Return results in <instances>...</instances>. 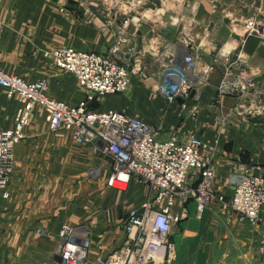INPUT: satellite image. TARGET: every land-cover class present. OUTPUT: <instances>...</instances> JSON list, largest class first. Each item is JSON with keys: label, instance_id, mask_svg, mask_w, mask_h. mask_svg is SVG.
Returning <instances> with one entry per match:
<instances>
[{"label": "built area", "instance_id": "obj_1", "mask_svg": "<svg viewBox=\"0 0 264 264\" xmlns=\"http://www.w3.org/2000/svg\"><path fill=\"white\" fill-rule=\"evenodd\" d=\"M159 1L160 6L155 10L164 5ZM138 4L144 5L139 1ZM198 4L194 7L193 29L188 32L177 29L173 41L164 37L160 38L161 43L155 41L154 29L131 31L139 20L137 13L128 18L126 14L105 13L98 7L97 12L115 26L105 51H79L72 47L45 51L52 65L70 75L83 92L84 100L78 105L50 96L47 79L27 81L0 67V86L19 103L13 127L0 129L2 198L7 197L14 150L24 139L37 107L42 109L51 130L67 131L74 144L89 147L91 152L108 159V186L126 190L132 183L143 184L151 192L148 198L127 210L122 224L123 243L107 257L99 249L91 260L88 229L82 224L64 223L54 250L60 264H171L176 254L171 234L187 218L190 202L194 203L196 219L201 218L209 204L217 203L223 212L233 214L257 230L259 248L264 251V175L256 174L254 166L240 162L234 165L233 192L226 196L214 187L212 157L203 152L213 150L210 144L193 134L180 140L176 131L162 139L164 127L160 123L122 111H99L92 107L107 95L125 93L136 76L151 80V89L168 105L178 102L181 116H193L202 109V92L209 85L212 73L219 71L215 97L219 101L222 96L234 100L219 117V130L256 125V118L264 115V103L260 99L264 96V80L260 77L261 66L253 63V54L243 51V44L248 36H256L264 43L263 11L256 8L252 17L227 14L233 16L232 21L224 15L233 25L229 26L226 43L215 51L217 44L213 39L203 45L199 34L194 32ZM166 12L167 9L162 15ZM83 16L89 23L99 20L89 9L84 10ZM139 37H146L148 43L139 42ZM153 44L159 46L160 53H154L158 49H153ZM226 44L231 47L225 49ZM101 174V169L95 168L89 177L96 179ZM192 176L193 179L196 176L194 183L190 180Z\"/></svg>", "mask_w": 264, "mask_h": 264}, {"label": "crops", "instance_id": "obj_2", "mask_svg": "<svg viewBox=\"0 0 264 264\" xmlns=\"http://www.w3.org/2000/svg\"><path fill=\"white\" fill-rule=\"evenodd\" d=\"M238 1L228 0L230 14L248 16L249 9L245 11ZM252 1L264 15V0ZM217 6L221 9L219 2ZM238 6L243 13L237 12ZM213 11L209 2L198 4L194 32L202 43L213 39L222 44L230 35L229 29L211 28ZM75 14L71 9L62 11L60 2L50 0H2L0 67L27 81L47 79L50 96L78 105L84 100L83 92L70 75L52 65L45 51L72 47L103 52L115 26L110 21L89 23ZM243 51L253 54L252 61L261 66L260 77L264 80V43L248 36ZM219 80L220 72H213L201 96L202 109L193 116H181L178 102L168 105L151 89V80L136 76L124 94L105 96L96 109L122 111L160 123L164 127L162 139L176 131L180 140L193 134L210 144L213 150L203 152L212 157L214 187L230 196L236 163L254 166L256 174L264 175V116L256 118V125L219 130L218 118L234 101L229 96H222L220 101L215 97ZM18 106L17 100L8 97L0 86V129L13 127ZM31 123L15 148L7 197L0 196V264H60L54 250L64 223L82 224L88 229L91 260L99 249L107 257L123 243L122 224L127 210L150 196L149 187L132 183L126 190H117L108 186V159L89 147L74 144L67 131L51 130L39 107ZM95 168H100L102 174L93 179L89 172ZM190 180L194 183L196 176ZM187 209V218L171 234L176 244L171 264H264V251L250 226L223 212L217 203L209 204L200 219L194 216L193 202Z\"/></svg>", "mask_w": 264, "mask_h": 264}, {"label": "rangeland", "instance_id": "obj_3", "mask_svg": "<svg viewBox=\"0 0 264 264\" xmlns=\"http://www.w3.org/2000/svg\"><path fill=\"white\" fill-rule=\"evenodd\" d=\"M138 1L142 2V4L144 5L142 6L139 5ZM161 1H163L164 5H162V7L159 10H155L156 6L155 4H153L151 0H58L61 6H63L65 9H71L72 12H76L77 14H75V16H80L82 20H85L83 16L84 10L89 9L91 11V9L89 8V5H94L96 9H98L99 7L100 11H104L105 13H109L111 15L126 14L128 18L136 15L135 13H137L136 17L139 19L137 20V25L136 26L133 25L130 28V30L134 32L137 29L143 32H147L149 29H154L155 33L153 34V38L155 37V41L159 43H161L160 41L161 37H164L167 41H170V40L173 41L172 38L174 36V33L177 31V29L181 28V30H183L184 32H188V30L191 31L193 29V13L195 12L194 7H196L197 3L209 2L213 6L214 4L216 5L219 2L221 9L218 8V6L216 5L215 13H214L215 20L211 19L212 20L211 28L217 30L218 28L224 29L225 27H228L229 29L230 24L233 25V23H231V21L233 20L232 18L233 16L227 15V14H230V11H231L228 0H161ZM238 2L240 3L241 7H245L244 9L245 11L249 9V12H250L249 17H252L251 15L256 11V8L260 7L256 5L257 4L256 1L253 2L252 0H239ZM239 6L236 8L237 12L240 11V13H243L244 10H242V8H240ZM166 9L168 10V12L175 15L176 19L175 21H172V23L168 25L171 28L170 33L167 35H163L159 30L167 27L166 26L167 24L165 23L166 19L163 18V15H162V13H165ZM220 10H222V12H220ZM218 14L227 15L231 21H229L228 19L223 20L224 16L221 15L220 17ZM249 22H252V21H249ZM235 23H238V22H235ZM241 24L244 25L245 22L241 21ZM251 26L253 25L250 24V27ZM234 27L238 28L239 26H234ZM245 29L246 28H244L243 31ZM234 32L236 33L237 30L235 29ZM241 32L242 31H240V33ZM206 41L208 40L206 39ZM206 41L205 40L203 41V45L206 43ZM225 43L226 42L224 41L222 44L224 45ZM220 47H221V44H217L215 46L216 48L215 51H217ZM152 48L158 49L159 46L153 44ZM149 52L153 53L152 51H149ZM154 53L158 54L160 53V50L159 49L155 50ZM147 60L150 61L149 58H147ZM205 89L206 88H204V90ZM260 99L262 100V103H264V96H261ZM14 155H15V150H14ZM255 231L257 233V230ZM0 236H2L1 233H0ZM257 236H258V233H257ZM174 245H175V250H176L175 242H174ZM88 264H93V263L89 262Z\"/></svg>", "mask_w": 264, "mask_h": 264}, {"label": "water", "instance_id": "obj_4", "mask_svg": "<svg viewBox=\"0 0 264 264\" xmlns=\"http://www.w3.org/2000/svg\"><path fill=\"white\" fill-rule=\"evenodd\" d=\"M50 1H52V2H54V3L58 2V0H50ZM154 4H155V6L159 7V6H160V1H159V0H154ZM89 8H90L91 11H92V12H93V13L99 18V20H101L102 22H106V21H107V19H106L104 16H101V15L97 12V9H96V7H95L94 5H89ZM167 17H168L167 13L164 14L163 18L167 19ZM117 23H119V22L117 21ZM159 31H160L163 35H167V34L170 33L171 28H170V26H167V27H165L164 29H161V30H159ZM137 34L140 35V32H138ZM146 36H147V35H146ZM139 42H143L144 44H147V43H148V41L146 40V37H144V38H140V37H139Z\"/></svg>", "mask_w": 264, "mask_h": 264}, {"label": "bare ground", "instance_id": "obj_5", "mask_svg": "<svg viewBox=\"0 0 264 264\" xmlns=\"http://www.w3.org/2000/svg\"><path fill=\"white\" fill-rule=\"evenodd\" d=\"M160 9V8H159ZM167 15H168V17H167V19L165 20V23L167 24L166 26H168L170 23H172V21H175V19H176V16L175 15H173L172 13H170V12H167ZM231 46L229 45V44H226L225 46H224V48L225 49H228V48H230Z\"/></svg>", "mask_w": 264, "mask_h": 264}, {"label": "trees", "instance_id": "obj_6", "mask_svg": "<svg viewBox=\"0 0 264 264\" xmlns=\"http://www.w3.org/2000/svg\"><path fill=\"white\" fill-rule=\"evenodd\" d=\"M97 106H98L97 103H94V104L92 105L93 108H96Z\"/></svg>", "mask_w": 264, "mask_h": 264}]
</instances>
